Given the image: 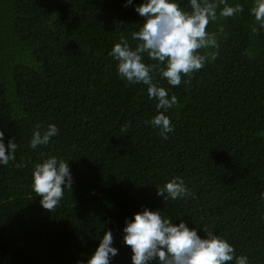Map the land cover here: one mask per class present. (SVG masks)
<instances>
[{"label":"trees","instance_id":"1","mask_svg":"<svg viewBox=\"0 0 264 264\" xmlns=\"http://www.w3.org/2000/svg\"><path fill=\"white\" fill-rule=\"evenodd\" d=\"M226 2L243 11L206 26L217 33L214 61L178 86L152 72L178 98L164 139L146 124L157 114L147 86L127 83L108 55L121 37L138 43L131 34L144 18L131 5L0 0V129L17 143L15 160L0 165V264H77L108 229L119 250L111 264H132L122 229L141 206L201 236L213 229L248 264H264V29L251 31L253 0ZM178 3L190 11L188 0ZM143 61L156 63L146 53ZM50 123L58 134L32 149L33 130ZM41 153L69 160L74 178L51 211L30 188ZM174 176L188 194L165 202L155 186Z\"/></svg>","mask_w":264,"mask_h":264},{"label":"clouds","instance_id":"2","mask_svg":"<svg viewBox=\"0 0 264 264\" xmlns=\"http://www.w3.org/2000/svg\"><path fill=\"white\" fill-rule=\"evenodd\" d=\"M188 3L190 11L182 9L178 0H141L139 4L124 0V7L131 5L144 18L139 30L131 34V38L138 43L133 48L127 39L121 37L108 52L117 61L116 71L121 78L127 83L147 86L149 99L156 101L157 114L146 124L159 129L164 139L174 130L170 117L165 113L178 103V98L175 94L169 95L170 89L154 82L152 72L158 71L168 85L178 86L182 77L200 70L205 63H211L218 56L217 33L206 31L209 22L243 11L240 4L228 5L226 0H188ZM221 4L224 5L222 8ZM250 13L256 22L251 31L257 33L264 29V0H253ZM218 31L223 33V27ZM201 49L203 54L199 51ZM145 53L149 60L156 63L146 64L143 61ZM58 132L55 124H48L43 131L37 125L29 145L32 149L47 145ZM16 149L14 139L9 138L5 143V131L0 129V165L14 161ZM41 156L42 159L33 164L30 188L35 196L40 197V205L51 211L58 205L65 190H72L74 178L69 160L55 155L44 157L43 153ZM16 166L23 167V161ZM155 187L156 195L165 202L183 199L188 194L185 181L180 176ZM260 198L264 200V193ZM200 230L205 235L198 234V228L189 227L184 219L175 223L164 217L160 209L141 206V210L131 218H125L122 240L124 245L130 246L132 264H226L230 261L248 264V257L236 255L234 245L220 234H215L213 229ZM98 239L94 252L86 260L77 261V264H111L119 251L113 245V232L108 229Z\"/></svg>","mask_w":264,"mask_h":264}]
</instances>
